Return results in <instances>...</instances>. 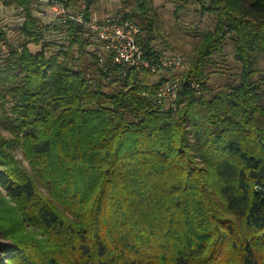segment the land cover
Here are the masks:
<instances>
[{
    "label": "trees",
    "instance_id": "16d2710c",
    "mask_svg": "<svg viewBox=\"0 0 264 264\" xmlns=\"http://www.w3.org/2000/svg\"><path fill=\"white\" fill-rule=\"evenodd\" d=\"M44 1L5 0L17 42L0 24V264H264V0H186L214 26L190 28L184 72L114 63ZM47 1L85 20L96 2ZM116 16L166 53L152 0ZM177 75L176 106L155 102Z\"/></svg>",
    "mask_w": 264,
    "mask_h": 264
},
{
    "label": "rangeland",
    "instance_id": "374dc122",
    "mask_svg": "<svg viewBox=\"0 0 264 264\" xmlns=\"http://www.w3.org/2000/svg\"><path fill=\"white\" fill-rule=\"evenodd\" d=\"M182 4L185 7L177 10L178 6ZM96 5L104 8L107 12H111V16H116L122 7V0H96L93 9ZM200 8L198 4H193L190 1L186 2V0H152V9L161 22L162 37L158 39V42H164L166 53L181 55L186 59L197 41V37L192 35L190 28L197 27L198 31L213 28V16L207 12L199 14L197 10ZM38 9L37 13H45L43 14L44 21L54 23L56 16L49 5L44 4ZM22 20L23 13L20 9L15 8L13 5H6L5 0H0V24L8 29L10 38L14 42L18 41V27ZM47 38L62 42L65 39V33L51 28V31L47 33ZM224 64L225 69L228 71H235L240 65L235 59L233 44L229 39L226 43ZM214 77L217 80L216 76ZM152 78L156 79L157 77L152 76ZM217 82L220 84L222 79H218ZM18 155L21 157L20 153Z\"/></svg>",
    "mask_w": 264,
    "mask_h": 264
},
{
    "label": "built area",
    "instance_id": "2783aa9c",
    "mask_svg": "<svg viewBox=\"0 0 264 264\" xmlns=\"http://www.w3.org/2000/svg\"><path fill=\"white\" fill-rule=\"evenodd\" d=\"M53 14L64 21L76 20L82 22L95 32L104 43V49L111 53L114 63H121L126 69L146 68L152 72L159 70H174L184 72L187 68L185 58L177 54L163 53L156 62L148 59L138 41L140 27L130 21L110 16L105 20L84 19L82 12L71 13L60 2H48ZM102 60V59H101ZM102 62V61H101ZM181 75L163 81L156 93L155 102L163 103L166 107H175L180 86Z\"/></svg>",
    "mask_w": 264,
    "mask_h": 264
},
{
    "label": "crops",
    "instance_id": "0c3cea01",
    "mask_svg": "<svg viewBox=\"0 0 264 264\" xmlns=\"http://www.w3.org/2000/svg\"><path fill=\"white\" fill-rule=\"evenodd\" d=\"M100 9H102V10H100ZM111 15H112L111 12H107L104 8H101L98 5H96V7H94V9L92 11V17L97 19V20H100V21L107 19Z\"/></svg>",
    "mask_w": 264,
    "mask_h": 264
}]
</instances>
